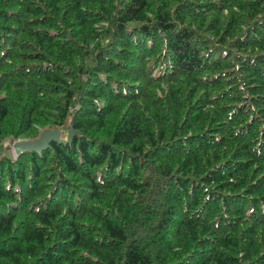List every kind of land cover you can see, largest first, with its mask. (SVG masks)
<instances>
[{"label":"trees","instance_id":"obj_1","mask_svg":"<svg viewBox=\"0 0 264 264\" xmlns=\"http://www.w3.org/2000/svg\"><path fill=\"white\" fill-rule=\"evenodd\" d=\"M0 264H264V0H0Z\"/></svg>","mask_w":264,"mask_h":264},{"label":"water","instance_id":"obj_2","mask_svg":"<svg viewBox=\"0 0 264 264\" xmlns=\"http://www.w3.org/2000/svg\"><path fill=\"white\" fill-rule=\"evenodd\" d=\"M73 121L74 117L72 118L69 129H68V136L65 140H62L61 132L58 130H43L40 133V136L33 141L28 140H17L11 143V148L13 149L14 156L17 157L22 153L26 152H33L36 154H41L49 149L51 143L61 144V145H68L71 144L75 132L73 130Z\"/></svg>","mask_w":264,"mask_h":264},{"label":"rangeland","instance_id":"obj_3","mask_svg":"<svg viewBox=\"0 0 264 264\" xmlns=\"http://www.w3.org/2000/svg\"><path fill=\"white\" fill-rule=\"evenodd\" d=\"M0 155L5 157H15L13 149L11 148V143L4 141L0 147Z\"/></svg>","mask_w":264,"mask_h":264}]
</instances>
